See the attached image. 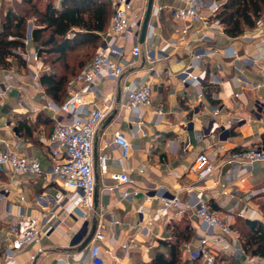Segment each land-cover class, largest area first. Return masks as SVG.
Listing matches in <instances>:
<instances>
[{
	"label": "crops",
	"instance_id": "crops-1",
	"mask_svg": "<svg viewBox=\"0 0 264 264\" xmlns=\"http://www.w3.org/2000/svg\"><path fill=\"white\" fill-rule=\"evenodd\" d=\"M0 1V11L3 7L13 9L14 4L20 3V0ZM147 1L133 0L132 17H144ZM208 1L220 3L216 0H202L205 3ZM54 2L59 9L61 1ZM111 2L114 3V0ZM152 6L153 11L157 12L156 17H153V11L150 15L156 26V37L149 46L154 62L149 64L141 58L136 65L128 67L115 92L116 98L119 99L120 84L127 85L146 80L152 83L153 102L151 109L145 111L143 136L137 138L133 135L132 114L127 110L115 108L101 123L94 140L95 158L103 140L110 139L116 132H121L127 137L133 145L127 159L128 167L137 169L145 166L143 175H132L136 178L135 187H125L128 191L138 190V195L127 201L121 200L115 193H102V185L110 182L96 170L95 210L103 209L106 219L99 222L95 213L90 212L87 219L83 220L80 217V210L67 212L70 194L66 193L63 199L60 198L58 194L61 188L49 177L51 161L46 140L53 127L51 113L45 110L35 111L34 108L41 105L37 98L30 101L13 90L0 107V138L6 139L20 153L37 158L44 173L40 177H13L7 167L0 169V189L1 185L9 189L8 194H2L0 191V264H3L4 249L9 246L16 233L18 215L25 213L38 218L46 208H51L54 201L57 204L54 208L57 219L49 222L53 227L52 231L42 239L40 245L27 247L18 253L15 257L17 264H90L87 256L90 241L83 251L77 249L92 231L95 233L98 223H102L101 231L106 238L102 246L103 264H150L157 253L165 255L168 253L166 243L174 241L172 230L175 226L179 227L184 235L195 239L199 225L192 212L184 209L171 224L163 225L159 222L149 237H142L138 234L140 218L136 210L142 204L143 198L159 189L167 195L180 192V199L185 204L204 186L198 184L195 176L188 172L189 166L198 154L220 144L234 150L264 145V88L257 92L250 87L251 83L264 78V47H257V43L260 40L264 41V38L255 39L253 42H246L240 38L245 32L255 34L256 26L244 30L235 38L227 36L222 25L221 32L215 28H199L188 36L184 44L166 51L164 59H161L159 48L172 38L175 28L182 26L174 15L184 4L182 0H153ZM202 13L206 14V10ZM28 24L33 27L31 19L27 21V27ZM141 24L142 22L135 24L132 35L127 37L124 50L127 60L132 44L139 43ZM109 27L110 18L103 32L94 33L97 49L105 40L109 41L112 38ZM75 32L81 31L74 28L67 37L72 38ZM141 45L142 48L145 47L144 42ZM229 47L238 53L241 60L250 61L257 58L258 60L254 63L250 61L247 67H242L234 59L223 55V50ZM203 49L215 53L196 62L192 71L193 74L204 75L199 87L202 98L199 99L198 87L183 85L180 81V72L192 59V54ZM30 50L36 52L32 43ZM40 59L43 62V59ZM44 67L48 71L47 65ZM24 68L27 72L20 73L17 68L11 70L17 72L18 80L29 85L28 92H32L30 84L34 82L33 74ZM39 78L37 82L44 90ZM220 83L225 84V91L230 87L239 94V97L225 98ZM215 107L222 110L217 118L211 116V111ZM155 109H161L164 113L159 125H155L153 119L150 120L149 114ZM214 123L218 126L214 127ZM228 123L230 127L224 129L223 126ZM110 153L114 158L119 157L116 148H112ZM109 171L118 172L120 169L110 165ZM230 174L228 168L219 165L213 174V181L221 182ZM230 178L233 180L232 176ZM213 181L206 183V186L209 187ZM262 187L264 168L256 166L245 185L231 184L230 197L220 195L218 188H206L203 194L211 210L230 216L233 228L237 220H245L237 216V211L247 206L257 213L258 218L255 220H262L259 203L257 205L255 203L257 199H264L261 196L264 192ZM188 190H193L192 194H189ZM252 191L256 193L255 196L249 203H245L243 197ZM19 196H23L24 201L21 202ZM110 220H117L119 224L111 225ZM261 222L264 224V221ZM133 238H136V248L125 252L122 244ZM72 239L77 241L74 246L69 245ZM232 251L230 256L223 258L229 263L244 264L241 247ZM32 255L35 256V260L31 263ZM181 262L184 263L182 259Z\"/></svg>",
	"mask_w": 264,
	"mask_h": 264
},
{
	"label": "built area",
	"instance_id": "built-area-1",
	"mask_svg": "<svg viewBox=\"0 0 264 264\" xmlns=\"http://www.w3.org/2000/svg\"><path fill=\"white\" fill-rule=\"evenodd\" d=\"M62 1V0H59ZM184 6L175 12V19L182 24L174 29L172 38L159 48V57L164 59L166 51L175 49L178 45L186 42L188 36L199 28H215L222 31L221 24L216 19L220 8L218 2H202V0H182ZM133 0H114L113 12L110 19V34L112 38L104 41L90 63L81 71L69 79L66 84V99L63 102H56L51 99L39 86L37 80L41 73L46 72L42 60L36 52L30 50L32 26L28 24L27 32L22 40L23 49L18 50V55L24 61L25 67L33 74L34 82L30 84L33 89L28 92L29 85L18 80L15 70L0 69V107L11 91H18L19 95L34 101L36 98L41 105L35 107V111H48L51 113L53 127L50 136L46 140L48 156L51 161L50 180L59 185L61 192L58 196L65 197L69 193L67 212L80 210V217L86 220L90 212H94L98 221L106 219L103 209L95 210L94 195L96 192V170L106 177L110 183L102 185V193H115L121 200H132L138 195V190L128 191L125 187H135L136 178L133 174L143 175L145 166L132 169L127 165L133 145L127 137L116 132L110 139L103 140L99 153L94 158V140L104 119L115 109L127 110L132 116L131 131L134 136H143V124L145 122V111L151 109L153 102L152 83L148 80L119 85V99L115 92L119 80L123 77L128 67L134 66L142 58L149 64L154 61L149 46L156 37L155 23L150 19L147 24V31L144 39V48L135 42L129 52V59L125 58L124 50L127 37L132 35L135 24L142 22L143 17H132ZM206 10V14L202 11ZM153 11V17H156ZM246 42H253L255 39L264 38V17L256 23L255 34L245 32L240 36ZM11 39V38H9ZM257 47H264V41L260 40ZM258 48V49H260ZM215 52L199 50L192 54V59L180 72V81L183 85L197 86L198 98H202L200 82L203 74H193L196 62L204 57L211 56ZM223 55L234 59L242 67H247L256 62L257 59L241 60L238 53L229 47L223 50ZM262 59V58H261ZM151 70V68H150ZM239 80V79H238ZM240 81V80H239ZM225 98H238L230 87L224 90ZM220 85V86H221ZM254 91L264 88V78L250 84ZM147 113V112H146ZM222 113L220 107L211 111L212 117H219ZM161 109L150 112V120L155 125L161 123L163 117ZM218 124L214 123V127ZM228 129L230 124L223 126ZM4 129V128H3ZM6 129V128H5ZM116 148L119 157L114 158L110 150ZM110 165L116 166L120 171L110 172ZM225 166L231 171L230 176L226 175L224 180L213 181V174L217 166ZM256 166L264 168V145L244 147L243 149H227L223 144L217 145L206 152L198 154L188 172L195 176L198 184L204 185L185 204L180 199V192L167 195L157 189L143 198L142 204L137 208L136 214L140 218L138 222V234L142 237H149L156 224H171L177 216H180L184 209L192 212L198 222L196 229L197 237L184 241L180 245V256L182 261L191 263L200 260L201 264H230L223 256H230L233 249L240 248L239 236L232 228L229 215H223L211 210L207 205V198L203 194L206 188L220 191V195L230 197L231 184L245 185ZM7 167L13 177L28 176L40 177L43 169L37 158L20 153L12 147L6 139L0 138V169ZM213 181L207 187L206 183ZM2 194H8L9 189L1 185ZM193 190H188L192 194ZM255 192H247L243 197L245 203H249L255 196ZM63 199V198H62ZM19 200L24 201L23 196ZM55 201L51 208H46L38 218L31 217L25 213L18 215L16 233L8 247L3 251V264H17L15 257L23 249L41 244L44 237L52 231L50 220L57 219L54 208ZM237 216L243 219L255 220L257 213L251 208H243L237 211ZM111 225H118L119 221L110 220ZM102 223H98L95 233L90 240L87 252L90 264H103L102 246L106 240L101 231ZM137 234V235H138ZM136 238L127 240L122 244L126 252L136 248ZM35 256L30 257L34 262ZM244 264H264V260L244 254Z\"/></svg>",
	"mask_w": 264,
	"mask_h": 264
},
{
	"label": "trees",
	"instance_id": "trees-1",
	"mask_svg": "<svg viewBox=\"0 0 264 264\" xmlns=\"http://www.w3.org/2000/svg\"><path fill=\"white\" fill-rule=\"evenodd\" d=\"M42 1L20 0L19 4H14L13 9H1L0 69L25 67L17 52L23 49L22 40L27 32V21L31 19V43L38 57L48 67L39 82L47 95L60 103L66 98L67 81L83 68L78 55L71 59L69 53L96 44L94 33L106 29L111 6L105 0H62L57 9L55 2ZM216 1L220 2L216 19L223 26L224 33L231 38L241 35L246 29L254 28L264 17V0ZM74 28L81 32H75L72 38H68L67 35ZM77 70L79 72L74 74ZM261 196L264 198V192ZM259 207L264 209V201L259 203ZM235 225L233 230L239 236L243 253L264 260V224L258 220L245 219L237 220ZM172 236L174 241L166 243L168 253H157L150 264H201L200 260L181 262L180 245L191 238L176 226Z\"/></svg>",
	"mask_w": 264,
	"mask_h": 264
},
{
	"label": "rangeland",
	"instance_id": "rangeland-1",
	"mask_svg": "<svg viewBox=\"0 0 264 264\" xmlns=\"http://www.w3.org/2000/svg\"><path fill=\"white\" fill-rule=\"evenodd\" d=\"M43 1H46V0H43ZM42 1V2H43ZM50 1H52V2H54V0H50ZM105 1H107V2H109L110 3V5H111V3H113V2H111V0H105ZM0 6H1V1H0ZM112 6V5H111ZM112 12H113V6L110 8V19H111V15H112ZM96 50H97V46L94 44V43H92V44H89L88 46H86L84 49L82 48V49H78V50H75V51H73V52H71V53H69V58H75L77 55H78V57H79V61H80V63H82L83 64V66L84 65H87L89 62H90V60L92 59V57L94 56V54H95V52H96ZM80 54V55H79ZM78 61V62H79ZM13 63H15V62H13ZM13 66H16V65H14L13 64ZM18 71L20 72V73H23V72H27V70L25 69V68H19L18 69ZM18 72V73H19ZM79 71L77 70V71H75V73L74 74H76V73H78ZM262 188H264V187H262ZM262 201H264V199H257V202H255L256 203V205H257V203H260V202H262ZM260 213H261V215H262V220L261 221H264V209H260ZM241 223V222H240ZM235 226L236 225H234L233 226V228H235ZM235 231V230H234ZM236 232V231H235ZM237 233V232H236ZM230 264H233V263H230Z\"/></svg>",
	"mask_w": 264,
	"mask_h": 264
},
{
	"label": "water",
	"instance_id": "water-1",
	"mask_svg": "<svg viewBox=\"0 0 264 264\" xmlns=\"http://www.w3.org/2000/svg\"><path fill=\"white\" fill-rule=\"evenodd\" d=\"M152 2L153 0H148L147 1V6H146V11H145V14H144V17H143V20H142V24H141V27H140V32H139V43L140 44H143L144 42V39H145V35H146V31H147V24H148V21L150 19V15L153 11V6H152ZM93 233L94 231H92L84 240L83 242L80 244V246L78 247L77 251H83L89 241L91 240L92 236H93ZM77 241H75V239H72L69 243L70 246H74L76 244Z\"/></svg>",
	"mask_w": 264,
	"mask_h": 264
}]
</instances>
